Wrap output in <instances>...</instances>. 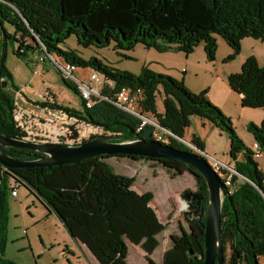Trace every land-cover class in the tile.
I'll return each mask as SVG.
<instances>
[{
	"label": "trees",
	"instance_id": "16d2710c",
	"mask_svg": "<svg viewBox=\"0 0 264 264\" xmlns=\"http://www.w3.org/2000/svg\"><path fill=\"white\" fill-rule=\"evenodd\" d=\"M9 24L13 35L6 38L18 47L38 49L41 53L61 58L76 68H89L104 77L100 95L113 99L121 89L139 91L138 113L151 115L160 129L169 132L167 145L178 150L194 152L175 138L182 140L191 117H198L224 132L229 140L232 169L241 177L232 176L234 191L226 195L222 209V243L225 264H264V178L253 154L236 134L232 122L204 94L190 93L177 80L159 75L144 66L139 75L119 71L96 58L84 60L73 50H62L59 45L75 36L83 48H104L114 43L118 50L131 51L138 44L158 52L175 50L185 55L204 43L205 56L215 59L220 37L233 53L240 52L245 38L264 43V0H0V28ZM30 44H26L25 40ZM5 54V53H4ZM19 56V53H16ZM0 61V134L20 139L13 115L15 106L4 93L2 85L11 78ZM61 76V75H60ZM62 81L75 92L77 87ZM229 88L240 96L243 108L264 109V67L254 58H247L239 73L226 78ZM79 94V93H78ZM161 97L163 111L158 112L157 97ZM84 123L97 127V138L115 135L128 140L157 141V129L111 102L92 98V106L75 113L65 109ZM254 143L264 148V119L260 126L247 125ZM159 132V131H158ZM159 142V141H158ZM162 143V142H160ZM190 145L203 152V144L192 136ZM165 144V143H162ZM5 153L18 160L32 161L40 154L11 148ZM239 156L243 157L239 161ZM103 156L78 164L62 166L10 169L0 166V253L3 254L9 215L8 178L24 186L45 209L53 214L74 241L85 245L98 264H126V236L140 243L147 254L146 264H155L149 256L157 248L155 234L161 226L148 208L152 194L138 196L131 191L135 178L116 174ZM173 172L174 176L188 173L193 176L200 197L201 218L185 217L188 231L172 236V248L165 253L164 264H203L205 213L208 193L202 177L193 168L173 159L152 160ZM227 176L226 171L221 172ZM223 183L222 179L220 178ZM185 190L183 193H188ZM192 252V254H191ZM1 264H14L3 260Z\"/></svg>",
	"mask_w": 264,
	"mask_h": 264
},
{
	"label": "rangeland",
	"instance_id": "374dc122",
	"mask_svg": "<svg viewBox=\"0 0 264 264\" xmlns=\"http://www.w3.org/2000/svg\"><path fill=\"white\" fill-rule=\"evenodd\" d=\"M13 32L14 30L9 24L4 25V30L0 28V61L5 56L3 64L11 76L4 88V93L12 101L13 106L34 118L43 119L53 116L55 119L62 115L66 111L65 109L70 112L81 113V96L62 81L54 64L56 62L59 65H65V62L55 55L49 57L36 48H22L20 50L18 43L5 36V33L13 35ZM215 39L218 40V43L216 42L217 49L213 61L206 58L203 42L199 43L188 55L175 50L158 52L152 48L146 49L140 44L131 51L118 50L114 43L104 48H83L78 44L75 36L67 38L59 47L62 50L75 51L84 60L96 58L103 64L133 75H139L142 67L146 66L156 74L168 76L183 83L184 87L194 95L203 93L211 104L219 108L231 120L236 134L251 150L253 160L264 178V148H260L259 152L252 151L254 138L244 127L245 117L248 115L245 113L264 114V109H242L243 114L238 117L236 113H233V110L241 109L240 99L229 88L226 80L228 75L240 72L241 65L247 58H254L259 67H264V43L245 38L240 43L239 54L230 60L229 56L233 53L232 49L220 37L215 36ZM25 43L31 45L27 39ZM16 53H19V56ZM91 73H96L101 78L98 72L89 68H75L74 75L81 82L95 87L100 92L105 85L94 86L93 83H90L88 79ZM69 82L76 84L75 80L70 79ZM156 106L158 112L163 111L160 96L157 97ZM135 110L138 111L137 107ZM227 112L233 114V117H229ZM143 117L155 123L151 115ZM200 121L201 119L198 117L190 118V125L184 129L182 140L189 143L192 136H197L207 154H212L210 156L215 154L216 157L213 158L222 165L230 164V143L227 135L208 122H206V126H202ZM260 124L254 125L260 126ZM159 130L157 128L155 133L159 137L156 139L167 144L168 138L172 136ZM206 158L209 164H213L215 161L210 159L211 157L207 156ZM150 163L155 172L152 174H159L158 178L156 181L149 178L143 183L147 179L146 176L151 172V167L145 171L141 168V164H137L134 166L136 169L133 168L132 172L127 173L120 168L119 163L109 162L116 174L129 175L135 178L134 191L152 192L158 210L165 209L167 201L170 200L171 214L169 217H171L175 212L177 213V209L180 207L178 199L183 194L181 193L179 198L176 196L170 198L174 193L172 190L179 188L184 181H189L193 187L191 192H195L194 178L190 175V179L177 177L170 181V178L175 177L172 171H164L158 162L151 161ZM17 191L20 196L15 199L9 197L8 201L7 238L4 252L3 254L0 253V264L3 260L14 264H83L82 258L75 250L69 236L63 228L61 231L57 219L53 216L41 217L39 209H33L31 199L34 196L24 186L20 185ZM34 199L37 200L35 197ZM178 217V220L187 227L185 216L182 214ZM173 220L174 223L177 221L176 219ZM66 248L70 250V253L67 252ZM131 251L130 249L129 254Z\"/></svg>",
	"mask_w": 264,
	"mask_h": 264
},
{
	"label": "water",
	"instance_id": "95a60500",
	"mask_svg": "<svg viewBox=\"0 0 264 264\" xmlns=\"http://www.w3.org/2000/svg\"><path fill=\"white\" fill-rule=\"evenodd\" d=\"M6 87V82L3 83ZM150 124H153L150 121ZM184 145L188 143L175 138ZM188 147V146H187ZM16 148L41 155L32 161L14 159L5 150ZM103 156L142 157L152 160L173 159L193 168L203 178L208 193L205 213L203 264H225L222 243V209L226 198L220 177L212 170L204 156L196 152L178 150L158 141L128 140L108 135L80 145H56L26 142L0 134V165L8 169H29L78 164ZM181 201L187 206L182 214L189 219L201 218L200 197L195 192L183 193ZM192 254V252H191Z\"/></svg>",
	"mask_w": 264,
	"mask_h": 264
},
{
	"label": "built area",
	"instance_id": "2783aa9c",
	"mask_svg": "<svg viewBox=\"0 0 264 264\" xmlns=\"http://www.w3.org/2000/svg\"><path fill=\"white\" fill-rule=\"evenodd\" d=\"M59 74L67 81L75 80L77 87V91L81 96L82 100L85 102V107L90 108L92 106V98H100L102 100L111 102L117 108L125 111L133 116L138 117L142 120V125L148 123L150 124L149 119L143 117L135 110L137 107V101L139 99V91L136 93H132L129 89H121L117 93L114 94L113 99H109L107 97L101 96L100 92L95 89V87L85 84L81 82L75 75V66L71 64L59 65L54 62ZM89 82L96 85H104L105 80L104 77H98V74L91 73L89 76ZM65 119H43V118H34L25 113V111L18 110L15 106L13 119L16 125V128L20 130L22 133L21 140L31 143H41V144H56V145H80L90 140L91 137L98 136L101 134V130L97 127L88 125L83 121L77 119L75 116L71 115L68 112L62 113ZM152 122V121H151ZM156 129H160L158 125L152 122ZM161 131H165L160 129ZM159 130V131H160ZM169 135V132L165 131ZM155 138L157 135H154ZM172 136V135H171ZM157 140V139H156ZM158 141V140H157ZM187 146L193 150L194 152L202 155L207 160V156L190 145ZM252 151L259 152V146L257 144H253ZM211 159V158H210ZM213 160V159H212ZM214 161V160H213ZM208 162V160H207ZM209 163V162H208ZM212 170L222 179L223 186L225 188L226 195H231L234 191V185L232 183V176L241 177L236 173L232 168L224 166L216 161L213 164H209ZM2 167L3 172L9 173L8 168L0 165ZM226 171L228 173L227 176H222L221 172ZM10 179V178H8ZM11 184L8 186L10 188L9 196L10 198H17V189L19 184L14 180L10 179ZM187 206L184 205L183 210H186Z\"/></svg>",
	"mask_w": 264,
	"mask_h": 264
},
{
	"label": "crops",
	"instance_id": "0c3cea01",
	"mask_svg": "<svg viewBox=\"0 0 264 264\" xmlns=\"http://www.w3.org/2000/svg\"><path fill=\"white\" fill-rule=\"evenodd\" d=\"M216 42L218 43V40L217 39H216ZM257 42H259V41H257ZM254 46H256V45H254ZM237 96L240 99V96L239 95H237ZM242 109L246 110L248 108L241 107V109H234L233 110V113H236V115H238V117H241L242 114H243ZM248 110H251V109H248ZM226 114L229 117H231V118L233 117L232 116L233 114H230V112L229 113L227 112ZM245 114H248L245 117L246 118V122L244 124L245 125L244 127H245L246 130H247V125L249 123H253V124H259V123H261V121L263 119V116H264L263 113H258V114L245 113ZM44 119H54V116L53 117L44 118ZM55 119H65V118H64V116L62 114V115L58 116ZM200 122H201L202 126H206V122H208L209 124H211L209 121L204 120V119H201ZM211 125L213 127H215L213 124H211ZM204 150L205 149L203 148V153L206 156L211 157V159H213L216 162H218V160H216L215 158H213V157H216L215 154H214V156H210L212 154H210V153L207 154ZM238 159H239V161H242L243 160V157L242 156H239ZM110 161H114V162L119 163L120 164V168H122V170L125 171V172H127V173L132 172L133 168H135L134 166H136L137 164H141V168L144 169L145 171H148L150 169V167H151L152 170H151V172H149V175L146 176L147 179H145V181H143V183H145L149 178H151V180H153V181H156V179L158 178V175H159V174H156V175L152 174V173H155L154 172V168H153L152 164L150 163L151 161L146 160V159H131V158H128V157H111V158H108V159L105 160V162L107 164H109ZM223 165H225V166H227L229 168H232L233 167L232 161H231L230 164H223ZM162 169L164 171H166V172H171L170 170L166 169L165 167H163ZM126 175H128V174H126ZM166 177H168V176H166ZM177 177L189 178L190 175L188 173H184L181 176H175V177L170 178V181H172L174 178H177ZM134 183H135V181H134ZM134 183H133V185H134ZM10 184H11V181L8 179L7 180V185L9 186ZM133 185L131 186V191L134 194L138 195V196L144 195L147 192H149V193L152 194V198H151V200H150V202L148 203L147 206L154 213L155 218H156V221H157V224L159 226H161V229L159 230L158 233L155 234V238L158 241V246L152 252V254L149 256V259L152 260L155 264H164L165 253L168 252L172 248V245H173L172 240H171V237L172 236H179V235H181V231L182 230L188 231V226L185 227V225H183L178 220V218H179L178 215L179 216L182 215L183 206L185 204L182 201H180V199H178L179 200L178 202L180 204V207L177 209V213L175 212V214H173L174 216L171 215V217H169L170 214H171V212H170L171 207L169 206L170 200L167 201V203L165 205V209L161 208V209L158 210V207H156V205L154 203L155 202V196H154V194L152 192H150V191L143 192L141 190H137V192H136V191L133 190ZM185 190L192 191L193 190L192 183H189V181H184L179 188H177L176 190H172V192L174 191V193L171 195L170 198H174L175 196L177 198H179V195L181 193H183ZM19 196L20 195H19V193L17 191V197H19ZM31 202L33 204V209H39V211L41 212V217H44V216H45V218L46 217H51V216H53V218L55 217L53 214L49 213L45 209V207L38 200L35 201L34 197H33V199H31ZM173 219H176L177 221L174 223V220ZM54 221L56 222V220H54ZM57 221H58V219H57ZM58 223H59V221H58ZM59 225H60V229H61L62 226H61L60 223H59ZM61 231H62V229H61ZM70 240H71V242H72L75 250L78 252V255L81 256L82 261H83V264H98L96 258L93 256V254L89 251V249L85 245L81 244L78 241H74L71 238H70ZM124 241H125L126 246H127L126 264H146L147 263V254L141 248V242L140 243H133L126 236H124ZM130 249L132 251L129 254ZM66 250H67L68 253H70L69 252L70 250L68 248H66Z\"/></svg>",
	"mask_w": 264,
	"mask_h": 264
},
{
	"label": "bare ground",
	"instance_id": "6f19581e",
	"mask_svg": "<svg viewBox=\"0 0 264 264\" xmlns=\"http://www.w3.org/2000/svg\"><path fill=\"white\" fill-rule=\"evenodd\" d=\"M184 207V206H183Z\"/></svg>",
	"mask_w": 264,
	"mask_h": 264
}]
</instances>
